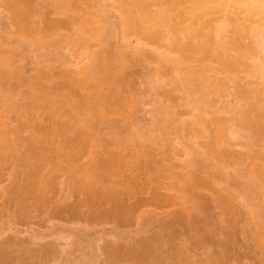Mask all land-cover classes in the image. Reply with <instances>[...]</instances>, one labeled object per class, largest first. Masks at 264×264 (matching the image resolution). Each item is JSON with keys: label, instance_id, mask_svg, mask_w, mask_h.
Instances as JSON below:
<instances>
[{"label": "rangeland", "instance_id": "1", "mask_svg": "<svg viewBox=\"0 0 264 264\" xmlns=\"http://www.w3.org/2000/svg\"><path fill=\"white\" fill-rule=\"evenodd\" d=\"M234 1L0 0V264H264V12Z\"/></svg>", "mask_w": 264, "mask_h": 264}, {"label": "bare ground", "instance_id": "2", "mask_svg": "<svg viewBox=\"0 0 264 264\" xmlns=\"http://www.w3.org/2000/svg\"><path fill=\"white\" fill-rule=\"evenodd\" d=\"M234 1V0H233ZM233 6H235V7H237V8H235L234 7V9H235V13H237V14H242V13H245V11H252V9H254V7H260L261 8V11L262 12H264V0H235L234 1V4H232ZM245 5V6H244ZM63 6H67V4L66 3H62V5H61V8L63 9L64 7ZM244 6V7H243ZM60 7V6H59ZM239 7H240V10H239ZM61 8H60V10H61ZM237 9V10H236ZM256 9V8H255ZM58 11V10H57ZM249 11V12H250ZM248 12V13H249ZM20 13V14H19ZM251 13V12H250ZM254 14L256 13L257 14V12H253ZM19 14V15H18ZM18 14H16V16L18 15V16H20L21 15V11L20 10H18ZM160 14L161 13H159V14H157L156 16L158 17V16H160ZM253 14V15H254ZM255 14V15H256ZM69 19V18H68ZM61 21H62V19H61ZM60 21V23L58 24V28H61L63 25H65L64 24V22L62 21L61 22ZM155 22H157L156 20L154 21V23ZM175 48H177V45L176 46H174ZM119 59L122 61V60H124V58L123 57H120L119 56ZM52 76V75H51ZM61 76L62 77H64L65 76V74L64 73H62L61 74ZM47 77H48V75H47ZM43 79H44V77H43ZM61 81V80H60ZM60 81L58 82V81H56L55 80V82L53 81V83H54V85L52 84V86H55L56 87V89L57 88H59V87H57V86H59V84L61 85V83H60ZM63 82V81H62ZM54 89V88H53ZM73 91V90H72ZM55 92V91H54ZM71 92V91H70ZM62 95V94H61ZM71 95V94H70ZM70 95H68V96H70ZM63 97V96H62ZM67 97V96H66ZM46 98V97H45ZM67 99H69V98H67ZM46 100V99H45ZM70 101L69 102H72L71 101V99H69ZM65 102V101H64ZM67 102H68V100H67ZM66 102V103H67ZM68 102V103H69ZM71 105V104H70ZM73 108V107H72ZM71 109V108H70ZM68 113V112H67ZM71 113V115H73V116H75L76 114H75V112H74V114H72V112H70ZM81 114V113H80ZM68 115V114H67ZM70 115V114H69ZM77 117H79L80 116V118H81V116L82 115H79V112H78V115H76ZM77 117L75 118V119H77ZM74 118V117H73ZM80 118H78V119H80ZM52 134V133H51ZM45 137V136H44ZM69 137V136H68ZM68 137H64V139L63 140H66L67 141V139H68ZM72 137V136H71ZM41 138V137H40ZM43 138V137H42ZM49 138V137H48ZM70 138V137H69ZM70 140V139H69ZM41 141V140H40ZM35 143V142H34ZM85 151V150H84ZM85 153V152H84ZM37 154V153H36ZM36 156V155H35ZM24 188V187H23ZM225 207V206H224ZM68 209V208H67ZM67 212H69L68 210H67ZM85 213V212H84ZM1 254H3L2 252H1ZM0 254V255H1ZM4 255V254H3ZM209 263V262H208ZM212 263V262H211Z\"/></svg>", "mask_w": 264, "mask_h": 264}]
</instances>
